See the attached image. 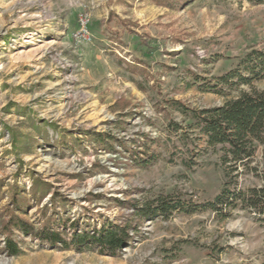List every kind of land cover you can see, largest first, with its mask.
Masks as SVG:
<instances>
[{
    "label": "rangeland",
    "instance_id": "obj_1",
    "mask_svg": "<svg viewBox=\"0 0 264 264\" xmlns=\"http://www.w3.org/2000/svg\"><path fill=\"white\" fill-rule=\"evenodd\" d=\"M255 52L264 60V4L253 0H0V226L16 187L28 205L14 213L36 232L46 206L69 220L52 224L69 243L87 225L133 228L110 256L13 227L0 232V264H264V212L220 208L223 153L174 105L207 110L264 91L263 71L246 72ZM237 71L251 84L221 83ZM208 81L226 95L200 90ZM93 133L116 139L113 150ZM257 149L252 169L230 175L239 191L264 188ZM161 196L192 207L154 221L131 207Z\"/></svg>",
    "mask_w": 264,
    "mask_h": 264
},
{
    "label": "trees",
    "instance_id": "obj_2",
    "mask_svg": "<svg viewBox=\"0 0 264 264\" xmlns=\"http://www.w3.org/2000/svg\"><path fill=\"white\" fill-rule=\"evenodd\" d=\"M181 3L189 2L190 0H179ZM256 4H264V0H253ZM248 61L246 65V72L256 78L259 75V70L264 73V60L260 55L255 52L246 58ZM264 76V74L262 75ZM252 78H248L237 71L234 74L225 75L221 79V83H232L235 86V81L239 79L240 82L250 85ZM200 81H205L199 78ZM220 81V80H219ZM220 84H212L211 81L201 83L198 85L200 90L204 92H214L218 95H226V92L219 89ZM174 105L179 111H182L186 117L194 123L200 134L207 138V144L212 148H219L223 153L221 163L224 167V177L226 183L222 189L221 195L217 198V203L221 204V209L227 204L232 208L237 206V202H245L248 208L258 209L264 212V188L248 190L242 192L237 190L236 185L230 179V175L236 173L240 175L252 169L254 157L257 153L258 145L264 144V91L256 89L251 92H241L238 97L225 100L224 104L218 107L209 108L207 110L189 109L181 103L174 102ZM91 139L98 142L104 148L113 150V144L116 139L110 135L90 134ZM50 141V140H49ZM107 144V145H106ZM47 187L40 181L36 182L31 195L37 200V203H42L43 197L46 195ZM11 205L8 207V212L12 215L10 220L4 222L0 226V232L3 235L11 233L12 228H19L20 231H27L30 234L40 237L49 243L60 244L65 246L63 249L67 250L71 243L76 244L79 251H98L101 254L116 256L121 250L128 245L131 241V230L133 229L128 224L127 219L121 223H110L104 225L100 230H90V225L85 226L83 230L74 229L71 242L69 243L66 238V233H62L59 229L52 227L53 223L64 226L67 221L65 219H57L56 215L49 216V207L46 206L45 210H41L44 214V222L41 230L35 231L32 226L16 211H22L27 205V199L24 195L20 194L19 188L11 187L10 190ZM40 194V195H39ZM171 196L158 197L153 201H144L141 204H132L131 207L137 212L138 217L154 221L160 216H168L175 210H187L192 207L190 203L181 200H170ZM1 200V199H0ZM213 203L212 205H215ZM55 206V199L52 206ZM196 207V206H195ZM15 208V209H14ZM78 224V222H76ZM28 228V229H27ZM6 250L12 256H19L22 252L14 246L10 238L7 240Z\"/></svg>",
    "mask_w": 264,
    "mask_h": 264
}]
</instances>
